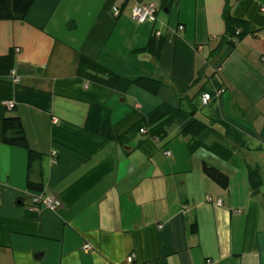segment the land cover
<instances>
[{"label": "crops", "instance_id": "0c3cea01", "mask_svg": "<svg viewBox=\"0 0 264 264\" xmlns=\"http://www.w3.org/2000/svg\"><path fill=\"white\" fill-rule=\"evenodd\" d=\"M140 3L155 4L154 24L132 19ZM229 4L247 27L231 42L224 0H34L0 20V264H264V0ZM81 57L106 72L81 74ZM162 103L177 112L160 134L135 127ZM6 117L29 167L2 141ZM196 119L213 132L188 130Z\"/></svg>", "mask_w": 264, "mask_h": 264}, {"label": "trees", "instance_id": "16d2710c", "mask_svg": "<svg viewBox=\"0 0 264 264\" xmlns=\"http://www.w3.org/2000/svg\"><path fill=\"white\" fill-rule=\"evenodd\" d=\"M34 0H0V20H22L26 15L28 9L30 8L32 2ZM222 19L224 22V34L221 37V42L227 41L231 42V38L233 36L239 37L247 32L246 22L239 18H235L232 16L230 11L229 0H224V6L222 10ZM149 47V46H146ZM143 48V49H146ZM10 60L8 55L0 56V64H3ZM8 69V67H6ZM86 70H91L99 73H105L106 69L100 66L97 62L92 61L86 57H81L79 64V72L85 76ZM134 81L138 82L142 86H151L152 92L156 90L158 84V80L151 79L148 77H140L134 79ZM150 84V85H149ZM177 112V109L171 107L169 104L162 103L153 109L146 117L140 121L135 127L137 129H141L145 126H151L149 129L154 131H158L161 133V126L165 123L170 117H172ZM205 128L208 133L213 132V127L208 124L200 123L199 120H194L191 125L188 126V130H196L198 133V129ZM2 141L6 144L25 148L28 152V167L31 165L34 159V153L29 149L28 143L26 140V136L24 130L22 128L21 122L17 117H6L2 123ZM199 141V140H198ZM204 173L213 179L217 184H219L222 188H226L228 186V177L220 172L218 169L204 164L202 166ZM248 178L249 185L253 192L258 191L262 179L260 176L259 167H250L248 170ZM27 186L29 188L40 190L41 184L32 182L30 180L27 181Z\"/></svg>", "mask_w": 264, "mask_h": 264}, {"label": "built area", "instance_id": "2783aa9c", "mask_svg": "<svg viewBox=\"0 0 264 264\" xmlns=\"http://www.w3.org/2000/svg\"><path fill=\"white\" fill-rule=\"evenodd\" d=\"M262 10L264 11V7L262 8ZM156 11H157V9H156V6L154 3H140V4H135L132 7L131 16H132V19L138 24H146V23L154 24L156 22ZM112 12L114 15H117L118 14V8L112 7ZM182 28H183L182 25L178 26L179 30H181ZM153 34H154V36H159L160 31L154 30ZM9 74L12 77V82L18 83L19 79H18V76L15 74V70L11 69L9 71ZM209 99H210V95L208 93H205L202 95V102L203 103H206ZM5 104L8 107L13 106L12 101H7V102H5ZM140 131H143V129H140ZM166 154H168V152ZM33 202L42 204L45 207L50 208V209H54V208L58 207L61 203L60 200L56 197L46 196V197L41 198L39 195H35V197L33 198ZM218 204H220L219 201H218ZM158 227H161V225H159ZM84 249L88 250L89 246L85 245ZM132 259H133V255L131 254L130 256H128V261L131 262Z\"/></svg>", "mask_w": 264, "mask_h": 264}]
</instances>
